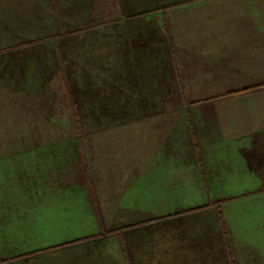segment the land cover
I'll use <instances>...</instances> for the list:
<instances>
[{"label": "crops", "instance_id": "crops-1", "mask_svg": "<svg viewBox=\"0 0 264 264\" xmlns=\"http://www.w3.org/2000/svg\"><path fill=\"white\" fill-rule=\"evenodd\" d=\"M0 264H264V0H0Z\"/></svg>", "mask_w": 264, "mask_h": 264}, {"label": "trees", "instance_id": "trees-1", "mask_svg": "<svg viewBox=\"0 0 264 264\" xmlns=\"http://www.w3.org/2000/svg\"><path fill=\"white\" fill-rule=\"evenodd\" d=\"M65 87H66V89H68V87H67V84L65 83ZM73 119H74V117H73ZM220 202H222V201H217V202H213L214 204H220Z\"/></svg>", "mask_w": 264, "mask_h": 264}]
</instances>
